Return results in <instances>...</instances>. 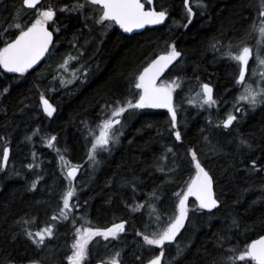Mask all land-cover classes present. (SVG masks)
<instances>
[{
  "label": "trees",
  "instance_id": "1",
  "mask_svg": "<svg viewBox=\"0 0 264 264\" xmlns=\"http://www.w3.org/2000/svg\"><path fill=\"white\" fill-rule=\"evenodd\" d=\"M47 1H55L59 11L50 28L55 32V25L60 26L61 31L45 61L23 74L7 73L0 66V161L9 146L12 164L0 172V264H68V221L57 226L58 236L48 248L34 243L21 227L22 222L45 218L52 208L47 202L58 201L50 189L60 155L83 163L91 134L107 114L105 108L118 100H136L141 92L135 88L139 73L173 45L181 56L163 79L183 80L184 100L193 92L190 87L211 85L223 108L238 90L237 65L223 53L228 44L250 38L261 11L260 0H197L201 7L190 0L194 11L190 20L184 0H155L159 10L168 12L165 23L126 35L114 23L96 25L98 5L74 8L83 0ZM65 6L73 11L60 17ZM36 9L25 8L23 0H0V35L20 12L32 15L26 29L34 22ZM11 30L7 38L3 35L4 41L0 39L3 47L19 34ZM73 75L77 76L71 82ZM42 96L55 108L53 115L43 110ZM180 96L174 89L177 128H172V118L163 109L144 108L130 115L119 143L103 155L87 189L74 198L93 227L125 222V235L110 244L124 248L123 264L154 257L156 252L142 254V239L134 236L138 230L147 232L145 214L135 209L148 197L159 196L163 217L173 213L174 194L195 174L191 150L211 174L219 206L208 211L195 200L188 202L190 212L179 235L187 245L177 253L178 247L167 244L165 261L169 256L171 264H230L231 249L239 254L264 235V104L247 110L245 116L236 114L235 123L225 129L209 121L205 111L193 108L195 114L182 113ZM52 136L54 148L45 146ZM169 148L174 155L166 163L163 156ZM102 252V246L97 252L93 248L88 264L104 259Z\"/></svg>",
  "mask_w": 264,
  "mask_h": 264
},
{
  "label": "snow or ice",
  "instance_id": "2",
  "mask_svg": "<svg viewBox=\"0 0 264 264\" xmlns=\"http://www.w3.org/2000/svg\"><path fill=\"white\" fill-rule=\"evenodd\" d=\"M39 0H24V4L27 7L34 8ZM91 3L101 7L102 12L97 20V23L104 24H118L126 32H131L133 29L143 28L145 25L160 24L168 12L166 10L157 11L155 7H149L146 9L145 4L141 0H90ZM186 10L191 17L193 13V5L190 4V0H184ZM261 12L259 28L256 31L259 34V40L257 41L256 48L253 49L247 45L238 48V51L233 53L229 49L228 55L238 62L240 71L237 77V84L241 85L240 95L237 97V104L241 102L246 103L250 107H255L257 104H264V72L259 74L255 69L249 73L248 65L250 59H254L257 66H264V56L260 55L261 49L264 48V0H260ZM196 7L201 5L196 4ZM68 6H65V10ZM74 8L82 7V5H74ZM55 10L51 7L42 10L38 13V18L28 26L26 29L17 24L15 27L19 30V34L11 42L5 43L4 47L0 48V66L6 69L8 72L23 74L27 72L38 60L48 51L49 45L52 43V32L48 30V22L53 20L55 16ZM189 22H191L189 20ZM58 31V29H56ZM181 53L176 50L175 46L171 47V51L164 55L158 56L152 60L147 67L139 73L135 88L142 90L139 99L135 104L131 100H127L124 104L117 102L116 107L111 111V115L107 119H103L98 125L99 133L94 134V141L91 144V150L89 159L94 163L97 162L96 157L98 153H102L110 149V146L118 142L120 135V116L126 111V109L133 108H168L171 111L172 122L175 124L176 110L173 107V91L179 87V84L174 80L171 84H158L157 80L161 72L168 67ZM67 63V62H66ZM66 66V64H65ZM259 76L257 85L248 83V79H255ZM4 91H7L5 89ZM202 91L204 93L203 101L209 105L214 104L215 100L212 96V88L208 84L202 85ZM43 104L45 105V111L48 115H52L55 108L49 103L43 96L41 97ZM192 103V101H190ZM239 110V109H237ZM237 117L229 113L226 119L223 120L224 127L232 125ZM177 139L180 138V132H175ZM56 137L52 136L48 143L51 146ZM246 143V141H244ZM191 157L194 162L195 176L191 182L187 184V190L178 194L179 203L177 205L178 212L169 219L167 225L158 232H153L151 236L145 235L143 238L149 245L161 246L160 255L149 261V264H161V258L164 255L163 246L166 242H172L176 239L177 234L184 227L188 218L189 208L187 201L189 197H195L199 201L198 207L200 209L212 210L217 207L219 201L215 198L213 193V178L209 172L201 164L197 158L195 150H191ZM9 158V150L5 148L2 154V161L0 165L6 166ZM63 162L62 170L68 180V187L62 196L63 207L60 209V215L53 216L52 220L68 219L71 210L74 207H79L78 204L73 205L70 203L75 195L74 180L79 171L78 165H72L65 160V157H60ZM253 164L255 162L253 161ZM32 167V165H29ZM32 187H36V182L32 183ZM154 195V193H153ZM125 222L112 224L107 228L98 227H86L83 229H76V238L71 245V255L67 257L70 264H84V261L88 255L89 242L95 236H102L105 239L108 237L116 238L120 232L124 231ZM34 243L37 245L43 244L46 237L53 236V225L49 224L40 230L33 233L28 231L26 233ZM234 254L227 257L230 264H251L252 261L255 264H264V236H260L258 239L252 240L239 254H235V249H231ZM119 252H116L112 258H110V264H120ZM36 264V262H33ZM104 264V262H101Z\"/></svg>",
  "mask_w": 264,
  "mask_h": 264
},
{
  "label": "rangeland",
  "instance_id": "3",
  "mask_svg": "<svg viewBox=\"0 0 264 264\" xmlns=\"http://www.w3.org/2000/svg\"><path fill=\"white\" fill-rule=\"evenodd\" d=\"M196 3L201 5V2H199L197 0H196ZM80 5H82V7H89V8L93 7V3H91L90 0H83ZM49 7H51L52 9L55 10L56 14L54 16L53 22L56 21L57 16L59 15V11H58V9H56L55 1H47V2L44 3V5H41V7L37 8L35 10V15L33 16L34 21H35L36 18H38V13L40 11L45 10V9H47ZM60 10H61V12H63V13H60V17L62 16V14L67 15L69 13V10H70V12L73 11L72 9H69V10L66 9L65 10V7H62ZM100 15L98 17H96L97 19L95 21L96 25H98V26L100 25V23H97V20L99 19ZM31 17H32V15L31 16H26L25 12H22V13L20 12L18 15H16V19L13 20V22H12L13 25L4 27V29L2 31L4 34L0 35V39H2L4 41V36L7 38V36L10 33L11 29H13V31L20 30V29H17L15 27V25H17V24L21 25V27L23 28L25 22H27V18H31ZM261 19L262 18L260 17V15H258L257 19L253 23V25H255L256 28H259ZM104 24H106V22ZM253 25H252V28H251V32L248 34V38L250 37L249 39H247L246 41L238 42V43L236 42V43L228 44V46L225 48V52L223 53L224 56H227L228 58H230L237 65V73L235 75L236 81H237V77H238V74H239V71H240V66H239L238 62L233 60L228 55V52H229V49H231V51L233 53H235V52L238 51L239 47H242L244 45H247V46H249V47H251L253 49L256 48L257 41L260 38H259L258 32L256 31V28H254ZM55 27H56V29H58V31L55 29L56 34H60L61 27L60 26H56V25H55ZM0 46H1L0 48L3 47V42H1V41H0ZM260 55L264 56V48L261 49ZM75 65H77V64H75ZM248 66H249L248 67L249 73H251V71L253 69H255L258 74L260 72H264V66H259L258 67L257 64L255 63L254 59H250ZM69 72H71V71H69ZM76 76L73 75V77H71L72 78L71 82H73L75 80L74 78ZM174 80L179 84V87L175 88V91L176 90H180V94H181V96H180L181 103L179 104L180 111H182V113H185L186 110H188L189 112H192L194 114H195V111L192 110L193 108L194 109H199L198 112L199 111H205L206 113H208L209 121L213 122V124L215 126H217V127L222 126L223 120L226 119V117H227V115L229 113H231L233 115L237 114L238 116L239 115L240 116L241 115L245 116L246 113H247V110H249L251 108H256V107H258L260 105V104H257L255 107H250L244 102H241L240 104H237V97L240 95V92H241V85H239V84H238V90L236 92V95L230 101H227V104H225V106L223 108H222V106L219 103V101L222 100V99L218 95L213 97V99L215 100L214 104L209 105L207 103H204V101H203L204 93L202 91V87H200L199 89H198V87L195 88V89L193 88V86L190 87L189 89L192 90L193 92L191 94H189V97L186 100H184L183 99V95H182L183 91L181 90L182 85L184 83L183 80L180 81L177 78L163 79V80H161L160 84H171ZM246 80H247L248 83L253 84V86L255 87L257 85L258 80H259V76H257V78H255V79H248V77H246ZM127 100H131V102L133 104H135L136 101H137V99L133 100L132 98H127L125 100L116 101L114 104H111L110 106L105 108L106 111H107V114L103 115L101 117L100 122L103 119H107L108 116L111 115V111H112V109L114 107H116L117 102H119L120 104H124ZM190 101H192V103H190ZM142 109H144V108H142ZM142 109H140V108L126 109V111L120 116V118H121L120 122L121 123H120V125L116 126L117 128H120V135H119L118 142L113 143L110 146L109 150L104 151L102 153H98L97 157H96L97 162L94 163L92 160H90L89 159V155H90V150H91V144L94 141L93 133L98 135V133H99L98 125L100 124V122L96 126L97 128H95L93 130L92 134H91L92 135V140H91V144L89 146L88 155H87L86 160L83 163H73L72 161L67 160L65 156L60 155V157L61 156L65 157V160L70 162L72 165H78L79 167H81V172H80L79 178L75 179L74 182H73L74 185H75L76 191H75V195L73 196V198L70 201V203H72L73 205L77 204V203H74V198H76V195L80 191L87 189V187L90 184L94 174L98 171L99 167L102 164L103 155L109 154L116 147V145L119 143L120 138L123 135V133H124L126 127H127V119H129L130 115H133L134 113L136 114L137 112L141 111ZM237 109H239V110H237ZM177 120H178V117H177ZM173 126L174 125H173V122H172V128H173ZM48 141H45V146L50 147V148H54V145L52 144L50 146ZM172 155H174V153L172 154L171 148L167 149L166 153L163 156V161L168 163L171 160L170 157ZM11 165L12 164L10 162H8V164L6 166H2L1 165L0 172H4L6 169H9V168L11 169L12 168ZM62 167H63V162L60 159V161L58 163V168H57V171H56V177L54 178V181H53V183L51 185L52 187L50 189V196H52L54 193L56 194V196H58V201L56 202V204H53V202H47V205H46L47 208L48 209H50L51 207L52 208H51L50 212L48 213V215L45 218L42 217V220H40V221H33L32 220V221H25L24 223L22 222L21 223V227L24 228V230H23L24 233H27L28 231H32L33 233H35L36 231L40 230L41 228H43V227H45V226H47L49 224H52L53 225V236L46 237L45 240H44V243L39 245L42 248H44V247L48 248L49 246L53 245L52 240H55L57 238V236H58L57 226L60 223L64 222V221L65 222L68 221V224H69L68 226L71 229V232L70 233L68 232V234H67L68 237L65 238V239H66V242H67V246L70 248V252H69V255H68V256H70L71 252H72L71 245H72V243L74 242V240L76 238V235H75L76 229H83V228H86V227H93V226L91 225V223H89V221L85 217V215L83 213H81L82 208H83V206H81V205H79V207H74L71 210V213L69 214L68 219H66V220L65 219H57L55 221L52 220L53 216H57L58 217L60 215V209L63 207L62 196L65 193V191H66V189L68 187V183H69L68 180H67V177L65 175V172L62 170ZM170 171L171 172H169V174H171L172 172H175L176 168L174 167ZM194 176H195V174H194ZM194 176H193V178H194ZM181 188H182V186L178 187L176 193L173 196L174 197V202L172 204L174 205V207H173L174 211H173V213L170 216L166 215V217H163V215L161 213V207L159 205V200H160L161 197H159V196L158 197L151 196V198L148 197L146 202H143V203L139 204L136 207L135 211H137L139 213L143 212L145 214L144 216L146 217V218H144V224L146 225L145 227L147 228L146 229L147 232L144 233L141 230H138L137 231L138 234H134V236L137 237V238L140 237V235H141V239L142 240L139 241V242H140V246H141V250H142V254L143 255H147L148 256V254L150 252H153V254H154V250L156 249L155 255H152L151 257L156 256L157 255V250L159 248H161V246L147 244L143 237L145 235L151 236L153 234V232H158L161 229H163L167 225V223L169 222V219L171 217H173L175 214H177V212H178L177 205L179 203L178 194L185 192L187 190V185L186 186L184 185V189H181ZM188 208H189V212H190V208L191 207H190L189 204H188ZM168 214H169V212H168ZM188 215H189V213H188ZM167 216H168V218H167ZM180 231H182V229ZM125 232L126 231H125V227H124V231L120 232L116 238L108 237L107 239H105L102 236L93 237L92 240L89 242L88 255H87V257H86V259L84 261V264H88V262L90 261V258L92 256L91 255V250H93V248L94 249L96 248V252H97L98 248H101V246L103 247V250H104V252H102L104 254V256H103L104 259H102V260H100L98 262H104V264H110V258H112L116 252H119V254H120L119 255L120 264H123L122 259H124V250H123L124 248L117 247V246L115 247L114 245L110 246V244L113 243L114 239L119 238L121 235H125ZM167 244H169V245L174 244L175 247H178L177 253H178L179 250L183 251L184 250V245H187V243H185V242L182 245V242L179 241V235H177V237H176V239L174 241L168 242V243H166V245ZM149 261L150 260L145 257L143 262H141L140 264H149ZM68 264H70L69 261H68ZM164 264H171V259H170L169 256L166 258V261L164 262Z\"/></svg>",
  "mask_w": 264,
  "mask_h": 264
},
{
  "label": "water",
  "instance_id": "4",
  "mask_svg": "<svg viewBox=\"0 0 264 264\" xmlns=\"http://www.w3.org/2000/svg\"><path fill=\"white\" fill-rule=\"evenodd\" d=\"M44 0H39V2L36 4V6L34 7V8H36L39 4H41L42 2H43ZM141 2L142 3H144L143 2V0H141ZM147 2L149 3V4H153V0H147ZM23 6L25 7V8H27V9H34V8H30V7H27L25 4H24V0H23ZM145 7H146V5H145ZM147 9V8H146ZM157 11H159V10H157ZM167 17H168V15L166 16V18L164 19V21H162L160 24H155V25H145L143 28H139V29H133V31H131V32H126L124 29H122L118 24H116V26H117V28L120 30V31H122L123 33H125L126 35H133V34H138V33H141V32H143L145 29H147V28H154V27H156V26H160V25H163L164 23H165V21H166V19H167ZM193 17V15L191 16V18ZM48 30L50 31V32H52V43L49 45V47H48V51L40 58V60H38L37 61V63L36 64H34L33 66H32V68H30L28 71H31V70H35L36 68H38L44 61H45V59H46V57L48 56V54H49V52H50V50H51V48H52V46H53V44H54V41H55V34H54V32H53V30L49 27V23H48ZM16 38V37H15ZM14 38V39H15ZM13 39V40H14ZM12 41V40H11ZM10 41V42H11ZM160 55H164V54H159V55H157L154 59H156L158 56H160ZM179 58H180V56L179 57H177L176 58V60H174L171 64H169L168 65V67L167 68H165L162 72H161V74H160V76L158 77V80H157V83H158V81L165 75V74H167L168 72H169V70L172 68V66L179 60ZM153 59V60H154ZM151 63V62H150ZM148 66V65H147ZM146 66V67H147ZM4 69V68H3ZM5 71H7L6 69H4ZM27 71V72H28ZM8 72V71H7ZM8 73H13V72H8ZM211 87V86H210ZM173 95V94H172ZM46 99V98H45ZM50 103V102H49ZM172 103H173V101H172ZM42 105H43V110L45 111V105L43 104V101H42ZM174 107V106H173ZM148 108H150V107H148ZM155 109V108H154ZM156 109H164V110H166V111H168V113L171 115V111L168 109V108H156ZM46 112V111H45ZM55 112V111H54ZM54 112L52 113V115L54 114ZM47 113V112H46ZM236 121V120H235ZM235 121H233V123H232V125L235 123ZM175 127L177 126V114H176V120H175V124H173ZM232 125H230V126H228L227 128H230V127H232ZM223 127H224V125H223ZM224 128H226V127H224ZM8 150H9V158H8V162H9V160H10V147L8 146V147H6ZM8 162H7V164H8ZM80 172H81V168L79 167V171L77 172V175H76V177H75V179L76 178H78L79 177V175H80ZM213 193H214V195H215V186H214V181H213ZM215 198H216V196H215ZM190 199H195L196 200V198L195 197H189V199H188V201L190 200ZM217 199V198H216ZM188 201H187V204H188ZM198 201V200H197ZM198 203H199V201H198ZM219 205V204H218ZM218 205H217V207H218ZM208 210V209H207ZM213 210V209H212ZM262 236H264V235H262ZM260 237V236H259ZM258 237V238H259ZM258 238H256V239H258ZM255 240V239H254ZM250 244V243H249ZM161 261H162V258H161ZM13 264H33V263H13ZM36 264H38V263H36ZM96 264H101V262H99V263H96Z\"/></svg>",
  "mask_w": 264,
  "mask_h": 264
},
{
  "label": "flooded vegetation",
  "instance_id": "5",
  "mask_svg": "<svg viewBox=\"0 0 264 264\" xmlns=\"http://www.w3.org/2000/svg\"><path fill=\"white\" fill-rule=\"evenodd\" d=\"M143 2H144V4L146 5V8H149V7H155L156 8V10H158V8L156 7V2H155V0H153V4L151 5V4H149L148 2H147V0H143ZM186 6V5H185ZM101 12H102V9H101V7L99 6V9H98V15H100L101 14ZM54 19V18H53ZM52 21V20H51ZM115 26H116V24H114ZM116 28H117V26H116ZM118 29V28H117ZM119 30V29H118ZM122 32V31H121ZM55 34H56V32H55ZM125 34V33H124ZM180 233H181V231L177 234V235H180ZM140 237H141V235H140ZM161 248H159L158 250H157V252H160L161 250H160ZM160 250V251H159ZM154 252H156V249L154 250Z\"/></svg>",
  "mask_w": 264,
  "mask_h": 264
},
{
  "label": "bare ground",
  "instance_id": "6",
  "mask_svg": "<svg viewBox=\"0 0 264 264\" xmlns=\"http://www.w3.org/2000/svg\"><path fill=\"white\" fill-rule=\"evenodd\" d=\"M185 7H186V6H185ZM253 13H254V12H253ZM253 13H252V14H253ZM180 23H181V22H180ZM181 24H182V23H181ZM255 33H256V32H255ZM51 49H52V48H51ZM57 68H58V66H57ZM77 71H78V70H77ZM85 79H86V78H85ZM84 82H85V81H84ZM83 84H84V83H83ZM49 86H50V85H49ZM51 86H52V85H51ZM46 87H47V86H46ZM105 105H106V104H105ZM32 147H33V146H32Z\"/></svg>",
  "mask_w": 264,
  "mask_h": 264
}]
</instances>
